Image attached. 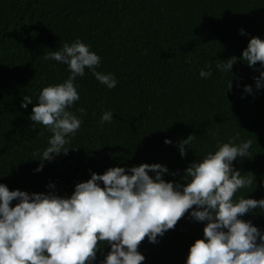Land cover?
<instances>
[{"label": "trees", "instance_id": "16d2710c", "mask_svg": "<svg viewBox=\"0 0 264 264\" xmlns=\"http://www.w3.org/2000/svg\"><path fill=\"white\" fill-rule=\"evenodd\" d=\"M252 37L264 40V0H0V183L68 198L92 173L159 163L166 182L183 186L188 166L238 134L235 144L252 145L232 166L254 182L235 198L264 199V81L256 87L264 66L240 59ZM77 39L100 56L95 71L113 74L117 84L109 89L88 68L76 78L80 99L68 110L82 120L80 129L66 137L67 154L41 161L52 133L30 120L32 108L44 87L71 74L44 56ZM233 56L228 73L216 67ZM25 95L32 103L21 108ZM105 111L113 119L101 124ZM189 135L195 139L181 157L179 142ZM192 210L156 243H140L143 264H185L207 223ZM240 218L264 234V209ZM109 251L101 242L91 264H102Z\"/></svg>", "mask_w": 264, "mask_h": 264}, {"label": "clouds", "instance_id": "9594fccd", "mask_svg": "<svg viewBox=\"0 0 264 264\" xmlns=\"http://www.w3.org/2000/svg\"><path fill=\"white\" fill-rule=\"evenodd\" d=\"M240 32L244 34L243 29ZM44 59L66 64L71 73L63 83L41 90L30 116L52 133L40 159L51 161L54 155L67 154L64 146L70 140L66 137L74 136L82 123L68 110L80 99L76 78L84 76L88 68L109 89L117 80L111 73L95 71L101 58L79 39L64 43L61 50L49 52ZM240 59L250 68L257 62L264 66V40L252 37ZM236 61L235 56L218 60L216 67L228 73ZM199 75L208 78L212 72L201 70ZM261 81L264 72L256 79L257 89ZM244 90L252 92L250 86ZM31 103L25 95L20 107ZM78 111L83 114L85 109ZM112 119L113 113L105 111L100 123ZM237 138L238 134L188 166L184 176L188 182L183 186L166 182L162 174L168 169L159 163H142L127 170L111 167L102 175L92 173L86 182L75 185L68 198L51 192L10 191L0 183V264H91L101 242L110 246L102 264H143L140 243L145 238L156 243L157 237L174 229L193 206L196 210L191 211V217L207 223L204 238L190 246L185 264H264V234L240 218L253 209H264V199L235 198L240 189L254 182L251 174L242 175L232 166L237 157L249 156L252 145V140L237 145ZM194 139L189 135L179 142L181 157L186 154L185 145ZM165 143L171 141L166 139ZM42 167L41 163L36 171ZM14 200L18 202L12 206Z\"/></svg>", "mask_w": 264, "mask_h": 264}]
</instances>
